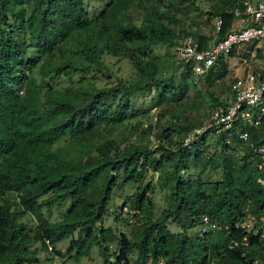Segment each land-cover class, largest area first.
Returning <instances> with one entry per match:
<instances>
[{
  "label": "trees",
  "instance_id": "trees-1",
  "mask_svg": "<svg viewBox=\"0 0 264 264\" xmlns=\"http://www.w3.org/2000/svg\"><path fill=\"white\" fill-rule=\"evenodd\" d=\"M91 1L0 0V264L36 261L26 245L21 221L26 216L36 220L34 237L43 248L45 240L52 243L51 254L61 256L54 245L69 240L66 252L73 253L75 262L89 256L94 245L103 264H247L263 257L264 240L255 236L249 237L248 247L228 249L243 236L234 228L236 222L248 214L264 215V188L257 183V158L249 145L259 144L260 132L250 129L248 142H242L236 126L215 138L205 133L184 147L188 131L179 140L166 128L153 149L133 144L119 149L113 141L92 144L102 130L112 133L128 115L135 116L131 98L144 91L158 92L162 101L183 100L188 85L177 87L173 75L163 74L166 69L152 48L172 50L186 35L201 42L188 31L170 29L190 0H103L96 17L87 10ZM240 5L239 0L212 5L213 15L223 19L220 38ZM131 10L139 12V19L131 18ZM102 55L128 58L140 80L102 88L69 86L62 92L53 88L54 77L108 72ZM172 57L173 68L192 75L188 65H176ZM219 63L207 80L226 66ZM221 103L215 100L213 108ZM210 138L219 152H207ZM64 141L86 152L75 148L72 155L68 148H54ZM194 166L201 169L195 176L190 175ZM207 169L220 171L221 179L205 183ZM148 171L159 173L160 183L170 189L171 200L157 218L145 196L150 184L140 187ZM126 184L137 187L123 205L131 212L130 237L103 225L114 191ZM65 205L59 222L46 219L45 211ZM202 216L218 228L203 236L187 235ZM169 222L181 232L171 233ZM109 246L115 247L111 255Z\"/></svg>",
  "mask_w": 264,
  "mask_h": 264
},
{
  "label": "rangeland",
  "instance_id": "rangeland-1",
  "mask_svg": "<svg viewBox=\"0 0 264 264\" xmlns=\"http://www.w3.org/2000/svg\"><path fill=\"white\" fill-rule=\"evenodd\" d=\"M218 0H190L184 6L186 10L182 13H177L176 25L170 26V29L175 31L183 29L185 32H190L200 37V44H209L213 36L215 15L211 11L212 5ZM248 1L254 4V0H239L240 3ZM103 0H93L87 3V10L90 17H96L99 11L104 6ZM131 18L134 20L139 19L140 14L137 10H131ZM255 43H247L238 48V50L231 53V57L228 58L219 70V74L216 78L206 79L205 77L189 76L183 70H176L170 63V55L172 50L155 46L153 47V53L159 58L160 68L165 67V76L173 75L174 81L180 88L188 85L186 95L183 100L176 104L170 100L162 101L159 98V93L156 91H144L131 98V108L134 117L127 116V120L113 130L112 133H108L107 130L101 131V137H97L92 141V144H101L106 141H113L114 145L119 149H124L128 145H144L151 149L155 148V142L157 137L162 134L163 130L170 128L173 132L175 139H181V137L189 131L191 128L206 122L211 112V109L215 106L216 101H224L225 97L229 94V87L236 76H244L249 66L253 64V61L260 60L261 58L259 50L256 49ZM258 48V47H257ZM254 52L255 58H250V53ZM246 59V63L242 65V60ZM104 64L108 67V72L102 74L95 71L88 73H76L70 77L59 76L53 78L52 86L55 90L61 92L69 87H87L94 86L95 88H102L106 86L115 85L117 82L122 81L127 84H134L140 80L137 71L133 68L130 60L117 59L102 55ZM220 64V63H219ZM219 67V65H218ZM216 67V68H218ZM217 70L215 69V72ZM218 72V71H217ZM184 83V84H183ZM150 110H154L152 113ZM184 122L190 123L189 126L184 125ZM143 123H149V131L142 128ZM187 127V128H183ZM165 138V136H163ZM214 138H210L207 146V152L215 153L219 152V147L215 144ZM68 148L72 155L80 147H76L74 144H69L66 141L60 142L55 145L54 148ZM85 148V147H84ZM82 148L81 152H86V149ZM114 151V147H112ZM92 155H96L95 152ZM242 157L238 154V158ZM200 167H191L190 175L198 173ZM221 179L220 171H211L207 169L203 175L202 180L205 183H214ZM150 184V190L146 192L145 196L150 198L154 205V218L160 216L161 212L167 208L168 202L171 200L170 189L168 185L161 184L159 173L145 172L144 181L140 187ZM137 187L132 184H126L120 191L115 190L109 204V213L104 220V227H110L116 231L124 232L130 237V230L128 229V215L131 213L126 206H123L127 201V198L134 194ZM123 206V207H122ZM122 207V208H121ZM67 205L55 206L50 211H45V217L50 223L59 222L61 215L65 212ZM122 209V210H121ZM26 226L27 231V249L30 256L36 259L32 264H103L104 259L99 255L98 247L94 245L90 251V255L83 257L79 262H75L70 255L73 253L66 252L69 245V240L55 244L54 247L60 250L62 255L57 256L47 252L41 245L40 241L34 237V231L36 229V220L30 216H26L21 219ZM168 230L171 233H179L181 229L176 224L168 223ZM199 225L187 230V235H199ZM115 250L114 246H109L110 255ZM137 252H134L130 257L131 260H135ZM109 258L112 259L110 256Z\"/></svg>",
  "mask_w": 264,
  "mask_h": 264
},
{
  "label": "built area",
  "instance_id": "built-area-1",
  "mask_svg": "<svg viewBox=\"0 0 264 264\" xmlns=\"http://www.w3.org/2000/svg\"><path fill=\"white\" fill-rule=\"evenodd\" d=\"M253 3L244 1L234 9L231 28L223 38H220L223 19L220 16L215 17L213 36L207 46L197 43L190 35L181 36L172 48V61L176 65H188L195 77H205L218 67L219 62H226L231 57V53L244 44L257 45L258 48L255 47L262 58L253 61L244 76L236 74L225 100L211 110L206 122L188 131L182 145L189 147L205 133L209 137H218L236 126H238L237 138L242 142H248L250 129L260 132L259 144L249 145L257 158L256 167L259 173L257 183L264 188V0H254ZM255 55L251 52L250 58L254 59ZM245 63L246 59H243L242 65ZM150 111L155 113L154 110ZM142 127L147 129L149 123H143ZM155 143L158 144L159 141ZM217 228L214 221L206 216L201 217L200 236L211 233ZM234 228L241 230L243 236L239 240H232L228 249L248 247L250 236L264 240V215L255 217L248 214L236 222ZM45 245L47 252L51 254L52 243L45 240ZM242 256L245 257L244 254ZM247 264H264V256L249 260Z\"/></svg>",
  "mask_w": 264,
  "mask_h": 264
}]
</instances>
